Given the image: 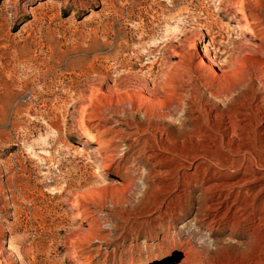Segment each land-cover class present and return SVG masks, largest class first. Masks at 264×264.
<instances>
[{"label":"rangeland","instance_id":"1","mask_svg":"<svg viewBox=\"0 0 264 264\" xmlns=\"http://www.w3.org/2000/svg\"><path fill=\"white\" fill-rule=\"evenodd\" d=\"M185 95L264 110V0H0V264H264V163L197 157Z\"/></svg>","mask_w":264,"mask_h":264},{"label":"bare ground","instance_id":"2","mask_svg":"<svg viewBox=\"0 0 264 264\" xmlns=\"http://www.w3.org/2000/svg\"><path fill=\"white\" fill-rule=\"evenodd\" d=\"M244 5H245V3H244V1H242L241 2L242 8L245 7ZM243 12H244L245 18L247 19L245 11H243ZM217 44L219 46H216ZM221 44H222V41L216 42L215 38L212 37L210 39L208 45H206L204 47L205 56L207 55V50H209V49L218 50L219 52L223 53L224 51L221 50V48H220ZM177 53H178L179 57L181 58L180 66H182V68H184L185 70L190 71L189 67L188 68L184 67L185 59L189 53L184 52L181 49L177 50ZM152 64H154V63H152ZM188 82H190V81H188ZM169 88L170 89L166 93V96H160V97L155 96L153 94H150L148 92H143V91L133 93L134 96L136 98H138V100H139L138 101V108H140L144 111V113L147 115L148 120L150 122L153 120H155V121L164 120L165 117L168 116V114L166 113V104L165 103L168 99L170 100L171 98H173L178 93L175 86H172ZM219 93H220L219 91L212 92L214 97H218ZM226 93H229V92L226 91ZM193 97H191V96L186 97V95H185V97L182 96L180 98H182V100L184 101L185 106H186L185 108L187 110V111L185 110L186 115L182 121L184 122L186 120V118H189L192 121V128L188 130V131H190L189 135L190 134L191 135L188 136V134H187L188 137H186V135H184L185 140L183 139V141H186L185 143H187L189 140L192 141L193 138H195V140L197 139L199 141L198 144L196 143L197 144L196 148H197V150L199 149L198 151L200 152V154L199 153L196 154L197 157H201L203 159L211 160L210 154L211 153L213 154L216 152L215 148L220 149L219 143H224V144H226V148H228L227 152H229V154L239 155V154H243V153L248 152L249 154H251L252 158H254L253 159L254 162H257L258 164H261V165L264 163V156L259 154V152H263V154H264V141H262L261 138H258V137H257L258 139L252 138V137L249 138L250 139L249 140L250 145L248 147L246 145H244L242 147L241 146L242 144H238V145L235 144L236 146H233L232 145L233 142H232V138H231L233 136L238 135V132H239L238 130H240L241 132L245 131V130H247L248 126L251 123L256 122L258 119H261V120L264 119V110L260 106L259 107L256 105L253 106V105H251V103H243L239 99L233 98V104L237 103L238 108L236 107L237 109H231V108L228 109V112L225 115V113L223 111H217V110L214 111V109H213L214 107L212 108V106L209 104L208 101H204V100L198 101L199 99L196 100V98L194 97L195 99H193ZM171 100H173V99H171ZM195 107H198V108H195ZM239 115H240L241 119H239L240 121L239 120L237 121V116H239ZM225 116H226V118H225ZM224 119H228L229 121L222 124L221 121ZM204 120L206 121L207 126L204 125ZM218 120L219 121L221 120V121L219 122ZM236 122L242 123V125H237ZM154 125H156V124H154ZM201 127L205 128L204 131H200ZM156 129L159 131H164V128H162L160 125H158ZM156 129H154V130H156ZM181 136H180V138H181ZM187 139H188V141H187ZM201 139H203V140H201ZM179 142H181V141H179ZM242 142H244V141H242ZM192 143H194V142L192 141ZM182 145H184V144H182ZM192 145H195V144H192ZM240 160L241 159H239V158L237 159V158L225 157L224 161H223L224 164L223 163L222 164L224 166L229 167V168H234L238 164L243 165V160L241 163H240ZM199 168H200V165L198 164L195 167V172L192 173V175H195L196 173H198ZM242 180L244 182V181H246V178H241V180H238L237 182H235L234 185L242 184L241 183ZM224 186H227V184L223 185V188H224ZM217 187H222V184L220 183L219 185H217V184L213 183L212 185H210V187H208L205 190L206 191L213 190L214 188H217ZM222 191H224V190L222 189ZM222 191H221V195L224 196L223 200H224V202L227 203V205H226L227 211L232 210L234 215H236L237 212H242V211H245V209H247V208H245V205H244L245 202H243L242 199L240 200L241 192H237L236 194H234V193H229V192L223 193ZM229 198H232V202L230 204H228ZM220 203H219V205H220ZM214 206H212V208ZM244 215H246V214H244ZM224 216H225V214H224ZM240 217H241V214H240ZM257 264H259V263H257Z\"/></svg>","mask_w":264,"mask_h":264}]
</instances>
